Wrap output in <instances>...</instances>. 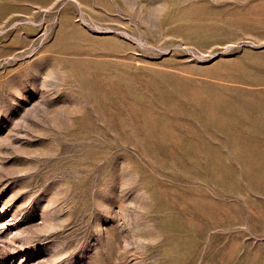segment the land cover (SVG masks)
Returning a JSON list of instances; mask_svg holds the SVG:
<instances>
[{
	"label": "rangeland",
	"instance_id": "rangeland-1",
	"mask_svg": "<svg viewBox=\"0 0 264 264\" xmlns=\"http://www.w3.org/2000/svg\"><path fill=\"white\" fill-rule=\"evenodd\" d=\"M0 264H264V0H0Z\"/></svg>",
	"mask_w": 264,
	"mask_h": 264
}]
</instances>
